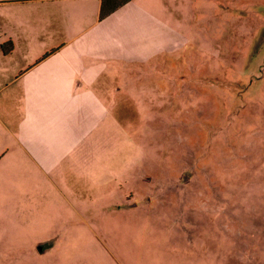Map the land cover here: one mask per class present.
Segmentation results:
<instances>
[{"label": "rangeland", "instance_id": "rangeland-1", "mask_svg": "<svg viewBox=\"0 0 264 264\" xmlns=\"http://www.w3.org/2000/svg\"><path fill=\"white\" fill-rule=\"evenodd\" d=\"M159 1L139 5L173 19L162 65L102 59V26L26 41L0 25V64L16 78L79 64L122 93L109 131L76 154L102 204L88 194L91 213L45 215L79 242L41 264H264V0Z\"/></svg>", "mask_w": 264, "mask_h": 264}, {"label": "crops", "instance_id": "crops-1", "mask_svg": "<svg viewBox=\"0 0 264 264\" xmlns=\"http://www.w3.org/2000/svg\"><path fill=\"white\" fill-rule=\"evenodd\" d=\"M141 1L131 0L100 20L101 0H0V25L12 38L26 41L102 26L112 40L102 59L115 57L124 69L172 61V52L161 41L173 29L172 17L152 6L141 8ZM85 69L53 64L34 77L16 78L13 67L0 64V264H41L55 256L57 247L75 245L76 238L56 235L71 229L69 224L45 222V215L54 214L60 204L70 214H88L95 199L102 202L101 190L95 196L99 177L96 182L83 155L79 160L76 154L94 143L95 131L99 139L104 129L109 131L107 119L122 93L110 96L115 83L112 87L109 80L86 78ZM109 70L100 66L105 75ZM108 97L118 99L112 112ZM88 194L95 199L88 201Z\"/></svg>", "mask_w": 264, "mask_h": 264}, {"label": "trees", "instance_id": "trees-1", "mask_svg": "<svg viewBox=\"0 0 264 264\" xmlns=\"http://www.w3.org/2000/svg\"><path fill=\"white\" fill-rule=\"evenodd\" d=\"M131 0H101L99 9V19L103 20L109 15L123 7Z\"/></svg>", "mask_w": 264, "mask_h": 264}]
</instances>
